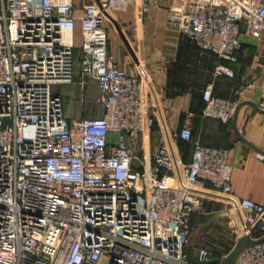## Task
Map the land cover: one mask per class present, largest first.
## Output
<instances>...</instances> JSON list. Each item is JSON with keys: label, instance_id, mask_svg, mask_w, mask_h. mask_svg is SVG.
I'll return each instance as SVG.
<instances>
[{"label": "built area", "instance_id": "2783aa9c", "mask_svg": "<svg viewBox=\"0 0 264 264\" xmlns=\"http://www.w3.org/2000/svg\"><path fill=\"white\" fill-rule=\"evenodd\" d=\"M155 1L0 0V264H193L185 250L205 201L223 203L234 241L254 240L235 264H264V204L232 193L227 148L161 125L150 165H133L153 90L135 54L133 73L116 64L108 25L120 31L115 12ZM166 24L216 58L213 77H232L242 38L264 30V0H172ZM90 80L103 114L67 120L56 86ZM201 99L203 116L225 122L237 107L211 83ZM176 138L191 143L188 162ZM192 257L211 260L209 246Z\"/></svg>", "mask_w": 264, "mask_h": 264}, {"label": "crops", "instance_id": "0c3cea01", "mask_svg": "<svg viewBox=\"0 0 264 264\" xmlns=\"http://www.w3.org/2000/svg\"><path fill=\"white\" fill-rule=\"evenodd\" d=\"M171 2L156 0L146 12L129 5L114 13L120 31L108 25V48L114 54L116 64L133 73L136 55L146 67L148 87L153 90L149 99L152 125L142 133L133 149V165H150L152 152L161 140V125L173 133L187 124L194 139L229 150L232 193L264 204V30L259 38H242L235 52L236 60L228 62L233 70L232 77H213L216 58L167 26V7ZM72 72L76 79L79 74L78 48L74 50ZM208 83H211L214 95L236 99L237 107L229 121L201 114V92ZM56 87L67 120L103 114L104 108L96 100L99 91L95 80H90L83 90L75 82ZM145 135L151 137L147 139L151 144L144 142ZM174 144L182 161L188 162L191 143L176 138ZM204 205L208 214L192 216L196 228L200 224L207 233L217 222L230 223L221 201H205ZM211 217L215 218L209 221ZM201 240L197 247L207 245L204 236ZM187 248L194 256L197 248L189 244Z\"/></svg>", "mask_w": 264, "mask_h": 264}, {"label": "rangeland", "instance_id": "374dc122", "mask_svg": "<svg viewBox=\"0 0 264 264\" xmlns=\"http://www.w3.org/2000/svg\"><path fill=\"white\" fill-rule=\"evenodd\" d=\"M74 40L75 44L78 45L79 37L77 34ZM149 134L150 132L147 135ZM147 135L144 136L146 139L144 142L148 145L151 144V141L150 139L147 140L148 137H150ZM197 218L199 219V217ZM202 236L206 238L207 245L210 248L211 256H214L215 258H222L223 255L227 254L230 251L234 243V235L231 232V223H227L225 221L217 222L215 226H213L207 233L205 232V229L202 227V225H197L195 232L189 240V245H191V247L193 248H197V246L202 241Z\"/></svg>", "mask_w": 264, "mask_h": 264}, {"label": "water", "instance_id": "95a60500", "mask_svg": "<svg viewBox=\"0 0 264 264\" xmlns=\"http://www.w3.org/2000/svg\"><path fill=\"white\" fill-rule=\"evenodd\" d=\"M215 217H211L209 219V221H212ZM254 240L251 239L248 236H241L239 237L234 245L232 246V248L230 249V251L225 255V257L223 259H218V258H214L205 262H198L196 261L190 254V250L189 248H186V254H187V259L189 262L193 263V264H211V263H216V262H221L223 264H235V258L236 255L238 253V251L243 248L246 245H249L251 243H253Z\"/></svg>", "mask_w": 264, "mask_h": 264}]
</instances>
